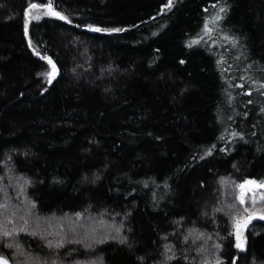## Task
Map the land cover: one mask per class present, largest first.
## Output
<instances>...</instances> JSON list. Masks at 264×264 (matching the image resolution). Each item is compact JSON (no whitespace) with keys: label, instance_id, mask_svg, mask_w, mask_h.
<instances>
[{"label":"trees","instance_id":"1","mask_svg":"<svg viewBox=\"0 0 264 264\" xmlns=\"http://www.w3.org/2000/svg\"><path fill=\"white\" fill-rule=\"evenodd\" d=\"M31 2L47 0H0V224L29 228L0 235V253L12 264L27 253L57 264H161L168 244L176 255L168 264H202L215 252L222 264L234 256L236 264H264V219L249 222L245 251L234 247L232 227L252 208L239 203L236 185L264 180V96L252 83L264 79V0H173L170 9L167 0H53L72 24L41 15L26 36ZM224 3V20L205 34V19ZM89 23L123 31L83 27ZM197 36L202 42L191 44ZM44 56L59 69L51 84L38 75L50 70ZM233 130L245 139L230 140ZM73 222L103 237L123 225L132 247L106 240L56 250L31 235L82 240L85 229L73 232ZM13 239L25 255L5 246Z\"/></svg>","mask_w":264,"mask_h":264},{"label":"snow or ice","instance_id":"2","mask_svg":"<svg viewBox=\"0 0 264 264\" xmlns=\"http://www.w3.org/2000/svg\"><path fill=\"white\" fill-rule=\"evenodd\" d=\"M173 7V0H167V4L164 5V8H172ZM228 8V5L226 3L221 4L219 7V11L212 17L206 18L204 25H203V30L205 32V34L207 35H211L215 30H217L220 26V22H222L224 20V15L226 13V10ZM32 9H45L46 11L41 12L40 14H37L35 16H32ZM41 15H46V16H52V17H58L60 20L62 21H67L68 24H72V20L69 19L68 15H66L64 12L62 11H58L56 7H54L53 4V0H47V3H35V2H31L28 4V6L25 8L24 10V16L26 17V19L24 20V32L25 35H28V26H29V21L30 19H35V20H39L41 18ZM210 23L212 25H215L216 27H212L210 26ZM83 27L96 31V32H119V31H123V29L121 28H106V27H101L99 25L96 24H84ZM222 37L225 41L230 42L233 46L238 44V39L228 33H221ZM202 42V37H194L191 41V44H198ZM212 43H216L215 40L212 41ZM191 44L189 46H191ZM29 46H32V42L31 40H29ZM33 51L35 52V54L37 56H41V53L39 51H36L35 48H33ZM43 59H45L48 64L50 65V70L46 71L45 73H38V75H43L46 77V82L48 84H51L53 82V80L56 78L57 74L59 73V69L57 67L56 62L52 59V57L50 56H44ZM181 63H184L183 60L180 61ZM222 62L224 61V57L221 56L220 60L217 61L218 64H221L222 66ZM251 67V66H249ZM252 83L257 85V91L260 92V94L262 96H264V79L262 80H252ZM240 87H244V85H240ZM46 90V89H45ZM246 94L251 96L252 94V89L248 88L246 90ZM229 99L231 100L232 97H229ZM248 104H254L257 103L256 101H253L251 99H249L247 101ZM259 112L261 114H264V103L260 104L259 107ZM249 115L248 111H244L243 112V116L247 117ZM231 119V118H230ZM253 135H255V133H253ZM230 140L234 141V138H239L241 140L245 139V133L243 131H237V130H233L231 132V134L228 137ZM219 139L223 140L224 139V135L222 134ZM213 148H215V145H212L210 148L206 149L205 151V155L210 154L213 150ZM224 151H227L228 149H223ZM10 159V157H9ZM25 183H31V181L26 180ZM236 187L239 189V195H238V200L239 203L241 205H244L246 202V197L248 193H254L257 189H264V180H257L255 178H246L243 181L239 182V184L236 185ZM20 191H24V187L21 186L20 187ZM33 205L35 204V201L32 202ZM252 203V208H245L244 211L246 213V215H244L243 217L236 215L233 219V235L235 237V245L234 247L237 249H240L241 251H245L247 249L248 246V240L247 237L244 235V230L247 228L248 224L250 221H252L255 217L259 216L261 219H264V192L260 193L259 196V207H257V199L255 196H253V199L251 201ZM0 207H7V205H0ZM231 207V205L229 206ZM217 211H223V208H219L216 209ZM31 209H25V216L30 215L31 214ZM83 215V213H75V216L77 218H80ZM25 216H21V219L24 220L25 225H27V219H25ZM39 218H37V223H38ZM61 227H63V224H61ZM77 227L80 228H84L85 229V237L82 240H69L67 237V234H62L58 239L55 240V242H53V240L51 239H46L44 236L43 232H38V231H31V235L32 236H37L40 235L42 238L45 239V243L47 244V247L49 249H61L64 248L66 243H85V247L88 248H92L94 247L95 244H103L106 242V240H115L118 241V243L120 245H127L129 248L132 247V244L129 242V237L127 235H123L122 234V227L121 226H115L114 227V231L116 233V235H111L108 234L106 237L103 236H97V235H92V233L96 232V229L93 227L91 229H88V226L86 225H79L77 226L75 224V222L72 223L71 225V230L73 232L77 231ZM28 232L29 228L28 227H23V228H13L11 231L7 230L6 228L3 227L2 224H0V235H2L3 237L6 238H14V234H18L19 232ZM130 231V229H129ZM196 231V230H189V234L184 236V240L187 241L189 239V236L192 235V232ZM204 236L203 232H199L198 235L195 237L194 239V243L195 240H199L201 237ZM210 238V236H209ZM5 246L8 248H15L17 251L13 253V256H18V255H25L24 251L21 248V245L17 242H15V240H9L8 242L5 243ZM216 249H221L223 247L222 244L217 243L214 246ZM164 249L165 251L163 253H161V255L163 256V260L161 261V264H168V261L170 260H175L176 259V255L175 253H172L171 255H169L170 252H172V248L168 245L165 244L164 245ZM197 251H203V245H201L199 248H197ZM53 255L57 257V259L59 258V254L58 252H53ZM34 259H38V264H57V260H51L49 261L47 258H35L32 257L31 253H27V258L24 261V264H32V261ZM139 260L143 261L145 259V257H138ZM184 260H188L189 257L187 255L183 256ZM237 257H233L232 258V264H236L237 261ZM0 264H12V262L8 259V257H6L4 254L0 253ZM16 264H20L19 261L16 262ZM99 264H103V260L102 258L99 260ZM202 264H222V256L220 255L219 252H215L213 253V259L209 260L207 258L202 260Z\"/></svg>","mask_w":264,"mask_h":264},{"label":"rangeland","instance_id":"3","mask_svg":"<svg viewBox=\"0 0 264 264\" xmlns=\"http://www.w3.org/2000/svg\"><path fill=\"white\" fill-rule=\"evenodd\" d=\"M257 180H263V179H257ZM261 192H264V189H257L254 193H248L246 197V201L251 203L253 196H255L258 201L257 205H259V196ZM244 235H245V230H244Z\"/></svg>","mask_w":264,"mask_h":264}]
</instances>
